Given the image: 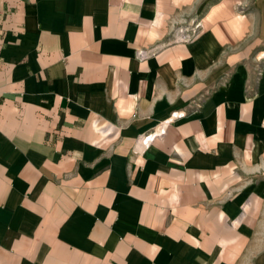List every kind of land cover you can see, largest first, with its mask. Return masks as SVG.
I'll return each mask as SVG.
<instances>
[{
  "label": "crops",
  "instance_id": "1",
  "mask_svg": "<svg viewBox=\"0 0 264 264\" xmlns=\"http://www.w3.org/2000/svg\"><path fill=\"white\" fill-rule=\"evenodd\" d=\"M0 264H264V0H0Z\"/></svg>",
  "mask_w": 264,
  "mask_h": 264
},
{
  "label": "built area",
  "instance_id": "2",
  "mask_svg": "<svg viewBox=\"0 0 264 264\" xmlns=\"http://www.w3.org/2000/svg\"><path fill=\"white\" fill-rule=\"evenodd\" d=\"M193 22L194 23L190 29H188L187 27H182L181 29L177 30L175 41H188L198 33L200 21H193ZM148 54H149L148 50H140L137 53V57L142 60L145 59L148 56ZM158 134H160V131L158 132L153 131L145 136H142L141 143L144 146H146L151 141V139Z\"/></svg>",
  "mask_w": 264,
  "mask_h": 264
},
{
  "label": "rangeland",
  "instance_id": "3",
  "mask_svg": "<svg viewBox=\"0 0 264 264\" xmlns=\"http://www.w3.org/2000/svg\"><path fill=\"white\" fill-rule=\"evenodd\" d=\"M193 21H200V20L193 19L190 22H183V24H180V25L176 26L175 33L177 32L178 29H181L182 27H187L188 29H190L192 27L193 23H194ZM200 29H201V23L199 25V30Z\"/></svg>",
  "mask_w": 264,
  "mask_h": 264
}]
</instances>
